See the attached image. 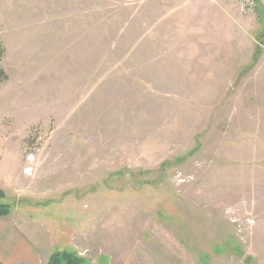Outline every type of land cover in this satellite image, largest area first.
Wrapping results in <instances>:
<instances>
[{"label": "rangeland", "instance_id": "1", "mask_svg": "<svg viewBox=\"0 0 264 264\" xmlns=\"http://www.w3.org/2000/svg\"><path fill=\"white\" fill-rule=\"evenodd\" d=\"M256 2L0 0V191L35 245L264 264Z\"/></svg>", "mask_w": 264, "mask_h": 264}, {"label": "crops", "instance_id": "2", "mask_svg": "<svg viewBox=\"0 0 264 264\" xmlns=\"http://www.w3.org/2000/svg\"><path fill=\"white\" fill-rule=\"evenodd\" d=\"M42 248L33 243V238L25 233L11 215L0 218V264H46L51 255L57 252H48V249L43 251ZM185 252H169L170 258L167 260L160 252L135 246L125 254L122 264H198L190 253ZM69 253H77L83 259L89 258L81 252ZM108 256L107 264H113L112 256ZM94 263L100 264L97 259H93Z\"/></svg>", "mask_w": 264, "mask_h": 264}, {"label": "trees", "instance_id": "3", "mask_svg": "<svg viewBox=\"0 0 264 264\" xmlns=\"http://www.w3.org/2000/svg\"><path fill=\"white\" fill-rule=\"evenodd\" d=\"M3 47L0 43V62L3 57ZM5 74L0 71V81L5 79ZM11 215V206L6 202L5 195L0 191V218ZM82 258L67 251H59L51 255L46 264H81Z\"/></svg>", "mask_w": 264, "mask_h": 264}, {"label": "built area", "instance_id": "4", "mask_svg": "<svg viewBox=\"0 0 264 264\" xmlns=\"http://www.w3.org/2000/svg\"><path fill=\"white\" fill-rule=\"evenodd\" d=\"M232 6L237 7L241 13L253 14L257 9L256 0H225Z\"/></svg>", "mask_w": 264, "mask_h": 264}]
</instances>
